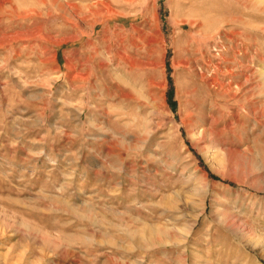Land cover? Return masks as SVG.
I'll use <instances>...</instances> for the list:
<instances>
[{
  "label": "rangeland",
  "instance_id": "rangeland-1",
  "mask_svg": "<svg viewBox=\"0 0 264 264\" xmlns=\"http://www.w3.org/2000/svg\"><path fill=\"white\" fill-rule=\"evenodd\" d=\"M0 264H264V0H0Z\"/></svg>",
  "mask_w": 264,
  "mask_h": 264
}]
</instances>
